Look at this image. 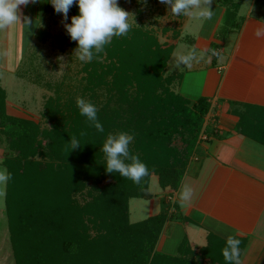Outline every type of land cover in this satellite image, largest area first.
Masks as SVG:
<instances>
[{"label": "trees", "instance_id": "trees-1", "mask_svg": "<svg viewBox=\"0 0 264 264\" xmlns=\"http://www.w3.org/2000/svg\"><path fill=\"white\" fill-rule=\"evenodd\" d=\"M233 14L225 10V31L238 26ZM260 16L264 21V12ZM172 51L150 31L131 27L85 65L82 91L97 106L103 133L79 114L73 98L48 99L47 125L9 115L0 87L1 163L12 175L4 206L14 264H225L226 240L212 233L201 248L184 239L176 255L156 250L166 222L184 220L166 199L156 215L129 219V200L151 197L152 176L161 189L177 190L205 131L209 99L190 103L171 89L181 79L164 73ZM236 128L264 145V107L246 106ZM119 131L134 136L130 151L148 168L140 184L104 169L103 142ZM73 138L81 146L69 151ZM238 239L242 250L246 239Z\"/></svg>", "mask_w": 264, "mask_h": 264}, {"label": "crops", "instance_id": "crops-1", "mask_svg": "<svg viewBox=\"0 0 264 264\" xmlns=\"http://www.w3.org/2000/svg\"><path fill=\"white\" fill-rule=\"evenodd\" d=\"M49 7V3L40 2L26 8L21 6L20 11L22 18H39L42 24ZM224 13L217 23L211 21L209 28L201 30L206 40L199 37L194 41V46L200 50H208L217 41L216 56L206 58L194 77L185 76L176 83L175 92L190 103L200 96L209 99L201 141L186 165L177 190L148 187L151 197L146 206L148 217L156 215L162 201L169 198L174 204L170 211L177 206L175 212L184 217V220L166 222L156 244L159 252L176 255L184 239L194 249L204 247L209 233L222 240L231 235L246 239L241 264H264V145L236 128L246 106L264 107V38L257 39L254 35L257 27H264V21L258 13L240 15L236 12L240 19L237 28L223 30L222 38L217 39L219 18ZM40 27L29 29L28 40L36 36ZM24 30L19 23L0 30V58H3L0 59V81L2 74L12 70L8 69L10 50L14 49L11 42ZM201 40L206 48L200 45ZM182 80L186 83L184 88ZM203 141L209 143L208 148L202 145ZM185 184L192 186L196 195L190 204L181 207L179 193ZM5 220L9 239L7 218Z\"/></svg>", "mask_w": 264, "mask_h": 264}, {"label": "rangeland", "instance_id": "rangeland-1", "mask_svg": "<svg viewBox=\"0 0 264 264\" xmlns=\"http://www.w3.org/2000/svg\"><path fill=\"white\" fill-rule=\"evenodd\" d=\"M118 5L133 14L135 23L132 22L131 15L129 16L132 28L150 31L156 36L162 46H173V51L167 61L164 73L165 75L180 73L182 79L185 76L190 78L195 75L201 63H204L206 58H214V56L209 52L199 62H193L191 68L185 67L180 70H171V64L174 62L173 58L192 49L196 50L198 56L201 52H204L205 49L200 50L194 46V41L199 37H204L205 39L206 35L201 30L209 28L211 21L217 23L218 17L223 11L225 12L227 8L234 9L240 15L242 13L245 14V12L250 13V9L252 13H258L259 15L264 12V0H213L211 7L214 11V16L211 20H201L185 15L173 16L168 12L167 6L162 5L159 0H148L146 5L137 3V0H118ZM76 14H78V7L73 5L68 15L71 17ZM223 16L219 18L220 28L216 32L217 39H221L225 31ZM231 18L235 20L233 26H236L240 20L237 14L236 16L233 14ZM231 22L228 20V24ZM64 23H70V20L65 21L60 14L54 12L51 6L46 10V15L42 17L41 29L34 38L28 40L31 33L29 30H24L21 34H18V45L17 40L11 42L14 49L10 50L11 65L8 69L12 70L2 74V80L0 81V86L6 93L5 107L6 113L9 115L47 125L48 123L44 119V112L48 99L60 96L61 101L69 100V98H73L74 101L79 98L89 100L88 95L83 94L82 91V87L85 85V76L87 75V72H85L87 63H81L73 55L76 42L69 38L63 27ZM11 34H13V31ZM216 42L214 41L212 44L215 46L210 45L208 50L217 53L219 45ZM200 45L206 48V43L203 40L200 41ZM0 59L3 58L1 57ZM176 83L173 82L171 86L173 91L177 89ZM184 84L186 85L183 81L182 88H184ZM100 98L103 100V96ZM227 121H229V118H227ZM2 145L3 143L0 140V162L3 157ZM202 145L206 148L209 147V143L204 141ZM2 167L4 166L2 165ZM149 187L152 190L160 188L155 176H152ZM165 199L171 202L169 198ZM147 201L148 199L141 198L130 199L129 219L131 222L148 217ZM4 204L3 198L0 200V246L2 249L0 251V264H14L11 248H9L10 242L7 238ZM6 252H8L7 256H5Z\"/></svg>", "mask_w": 264, "mask_h": 264}, {"label": "clouds", "instance_id": "clouds-1", "mask_svg": "<svg viewBox=\"0 0 264 264\" xmlns=\"http://www.w3.org/2000/svg\"><path fill=\"white\" fill-rule=\"evenodd\" d=\"M47 2L51 4L54 12L70 23H64L69 38L76 42L73 55L81 63H91L114 37H122L128 34L132 24L129 16L133 14L125 11L118 5V0H0V30L10 25L21 24L28 31L32 26H42L39 18L32 19L23 16L21 6L28 7L30 4ZM162 5L167 6L168 12L173 16H193L201 20H211L214 11L211 7L213 0H159ZM137 3L146 5L148 0H137ZM76 5L78 14L69 17V11ZM195 10V11H194ZM251 14V9H250ZM135 23V22H134ZM257 39L264 38V27H257L254 31ZM215 56L217 53L205 50L197 55L195 49L179 54L171 64V70L191 68L193 62H199L206 55ZM79 114L91 123L97 132L103 133L104 128L98 119V108L90 100L79 98L76 101ZM134 136L128 132L119 131L107 135L102 145V152L105 155L104 169L107 173H118L121 177L140 184L142 179L148 175L146 164L139 156L132 154L130 145ZM81 142L73 138L70 141V150L78 149ZM12 179L11 173L5 167L0 166V200L6 195V186ZM196 195L192 186L185 184L179 193L181 207L190 204ZM241 240L235 236L226 238L225 247L222 249V256L225 264H241Z\"/></svg>", "mask_w": 264, "mask_h": 264}]
</instances>
